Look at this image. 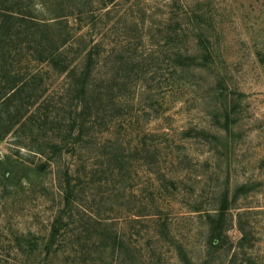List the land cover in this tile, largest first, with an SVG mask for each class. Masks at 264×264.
<instances>
[{"label":"rangeland","instance_id":"1","mask_svg":"<svg viewBox=\"0 0 264 264\" xmlns=\"http://www.w3.org/2000/svg\"><path fill=\"white\" fill-rule=\"evenodd\" d=\"M91 6L83 14L76 1L37 6L44 17L73 13L63 50L77 62L85 45H98L94 94L83 111L78 74L27 65L25 123L0 127V264L196 263L206 214L241 186L247 192L228 211L229 242L215 264H264V0ZM197 11L212 59L176 68L178 53L199 52L197 31L186 26ZM114 234H125L120 257Z\"/></svg>","mask_w":264,"mask_h":264},{"label":"trees","instance_id":"2","mask_svg":"<svg viewBox=\"0 0 264 264\" xmlns=\"http://www.w3.org/2000/svg\"><path fill=\"white\" fill-rule=\"evenodd\" d=\"M70 1H76L78 4L83 5L79 13L83 14L84 11L88 13L92 11L93 0ZM55 3H57V0H0V74H3L2 77L0 76V127L6 122L11 123L12 126L25 123V109L30 106L28 101H31V96H24L25 88H27L28 82L31 80L30 78L29 81L26 80L25 74H29L27 65L33 62L49 64L50 67H56L55 69L59 67L60 74H69V76L73 77L78 74L77 83L73 86L75 90L73 91L76 92V99L83 100L81 101L83 111L89 106L90 102L85 98L94 94L90 90L93 87L89 83V76L98 45H94L91 48L85 45L77 56V59H80L81 55L83 56V60L80 63L76 59L71 58L68 52H64L63 47L71 40V30H73L67 25L66 20L73 13L57 14L54 18L37 14L38 4L49 9ZM84 6L87 7V10H85ZM193 13V16L189 14L186 20L188 25L186 26L197 31L199 52L196 55L178 53L175 59L176 68L186 66L191 68L198 65L203 67L207 65L208 67V63L212 59L210 46L206 42L208 39L202 27L201 18L204 14L198 11ZM63 17L65 19H62ZM23 63L25 67L22 66ZM4 112L6 116L3 115ZM83 125L81 126L82 129L85 127V123ZM10 127L11 125L9 129ZM75 127L70 131H74ZM76 128L79 129L78 127ZM81 136L82 134L80 133ZM52 145L54 150L57 152L61 151L62 147L57 142L52 143ZM106 157L112 162L120 163L121 161L119 153L116 152L107 153ZM4 178H7V174L4 175ZM243 192H247L246 186H241L236 190L232 201L225 198L219 208L206 214L208 232L205 241V253L199 262L192 264L217 263L218 255L229 242L227 235L229 227L228 211ZM67 199V203L70 204L72 199ZM60 219L62 221V217ZM161 230L165 233L164 228H161ZM58 231L59 228L54 226L50 239L45 244L46 255L52 253V247L56 243ZM118 235L114 234V237H112V252L115 253L118 249V256L120 257L126 240L124 238L125 234ZM246 238V234L243 233L238 244L243 245ZM103 239L108 240V238L103 236V238H99V242H103ZM179 253L182 258L186 257L183 249H179Z\"/></svg>","mask_w":264,"mask_h":264}]
</instances>
